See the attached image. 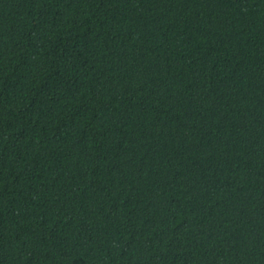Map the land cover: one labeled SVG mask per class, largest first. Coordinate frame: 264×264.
I'll list each match as a JSON object with an SVG mask.
<instances>
[{"label": "trees", "instance_id": "16d2710c", "mask_svg": "<svg viewBox=\"0 0 264 264\" xmlns=\"http://www.w3.org/2000/svg\"><path fill=\"white\" fill-rule=\"evenodd\" d=\"M0 264H264V0H0Z\"/></svg>", "mask_w": 264, "mask_h": 264}]
</instances>
